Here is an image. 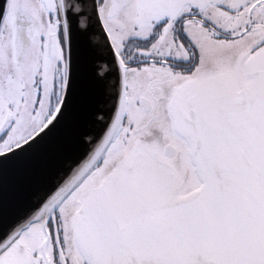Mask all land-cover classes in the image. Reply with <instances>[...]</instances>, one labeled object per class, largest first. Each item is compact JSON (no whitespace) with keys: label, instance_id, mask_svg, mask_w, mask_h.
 Masks as SVG:
<instances>
[{"label":"snow or ice","instance_id":"snow-or-ice-1","mask_svg":"<svg viewBox=\"0 0 264 264\" xmlns=\"http://www.w3.org/2000/svg\"><path fill=\"white\" fill-rule=\"evenodd\" d=\"M0 264H264V0H0Z\"/></svg>","mask_w":264,"mask_h":264}]
</instances>
